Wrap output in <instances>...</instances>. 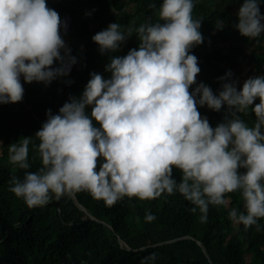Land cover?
I'll return each instance as SVG.
<instances>
[{
  "label": "clouds",
  "instance_id": "9594fccd",
  "mask_svg": "<svg viewBox=\"0 0 264 264\" xmlns=\"http://www.w3.org/2000/svg\"><path fill=\"white\" fill-rule=\"evenodd\" d=\"M264 0H243L234 27L248 37L264 33ZM196 0H162L159 19L139 25L109 22L91 39L108 54L104 72L90 70L79 95L53 111L35 131L42 166L13 175L11 191L31 206H43L65 193L87 190L112 206L125 196L154 199L179 191L199 207L201 221L210 204H226L225 193L240 190L244 210L229 209L245 228L264 217V73L240 81L231 68L217 77L218 89L197 79L204 41ZM155 8V3L150 5ZM87 14H91L89 11ZM226 21L219 19L222 29ZM68 18L48 0H0V103L19 102L25 82L63 78L71 84L73 54L65 35ZM138 44L118 50L132 37ZM259 98L258 102H255ZM199 106L224 115L215 125ZM256 115L249 125L240 115ZM9 144L10 160L29 169L32 134ZM174 167L181 171L177 180ZM146 220L155 219L147 211ZM156 259L151 253L144 261Z\"/></svg>",
  "mask_w": 264,
  "mask_h": 264
},
{
  "label": "trees",
  "instance_id": "16d2710c",
  "mask_svg": "<svg viewBox=\"0 0 264 264\" xmlns=\"http://www.w3.org/2000/svg\"><path fill=\"white\" fill-rule=\"evenodd\" d=\"M161 2L48 0L62 17L68 18L67 32L74 40L70 47L79 60L70 73L73 83H64L63 78L48 85L25 82L21 101L0 103V264H264V217L257 218V229L255 224L245 228L228 215L232 207L244 210L239 189L225 193L226 204H210L206 221H201L198 206L195 212L191 211L194 205L179 191L165 192L154 199L125 196L112 206L93 198L87 190L73 191L36 207L11 191L13 175L22 178L25 171L42 166L39 138L34 133L47 119L46 110L51 107L58 111L69 93L79 95L90 70L110 75L104 68L108 54L100 53L92 35L112 21L125 26L154 22L159 19ZM153 3L155 8L150 6ZM242 3L243 0H196L193 9L203 17L201 31L205 36L191 50L201 66L197 79L214 90L222 83L217 77L229 68L241 86L243 81L236 70L240 65L249 66L246 78L264 73V33L248 37L234 27L238 16L231 8H239ZM261 11L264 12V3ZM219 19L226 21L222 29L216 27ZM137 44L134 32L117 54H125ZM258 101L259 98L255 102ZM198 107L213 125L223 118V108L216 111ZM240 115L249 125L256 120L251 106ZM29 134L31 167L22 169L11 162L8 149L10 143ZM181 171L174 167L177 180ZM147 211L155 213V219L146 220ZM171 239L175 240L168 241ZM151 253L156 254V259L144 261Z\"/></svg>",
  "mask_w": 264,
  "mask_h": 264
},
{
  "label": "rangeland",
  "instance_id": "374dc122",
  "mask_svg": "<svg viewBox=\"0 0 264 264\" xmlns=\"http://www.w3.org/2000/svg\"><path fill=\"white\" fill-rule=\"evenodd\" d=\"M237 10H238V7L237 6L231 8V11L234 12V13H237ZM193 15L194 16H199L195 11H193ZM65 39H66V41H67V43H68L69 46L74 41L73 38L69 35L68 32L65 35ZM78 48L79 49H82V46H78ZM236 70H237L238 75L241 77L240 80L243 81L246 78V76L248 75L249 66L243 64V65H240ZM203 107L209 108V107H207V105H205Z\"/></svg>",
  "mask_w": 264,
  "mask_h": 264
},
{
  "label": "water",
  "instance_id": "95a60500",
  "mask_svg": "<svg viewBox=\"0 0 264 264\" xmlns=\"http://www.w3.org/2000/svg\"><path fill=\"white\" fill-rule=\"evenodd\" d=\"M92 219H96L94 216H90ZM187 237V236H186ZM178 239V238H177ZM172 240H175V239H171V240H168V241H172ZM164 242H166V241H164ZM164 242H160V243H164ZM157 244H159V243H157ZM157 244H154V245H157ZM147 247V246H146ZM146 247H143V248H146Z\"/></svg>",
  "mask_w": 264,
  "mask_h": 264
}]
</instances>
